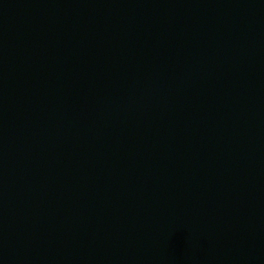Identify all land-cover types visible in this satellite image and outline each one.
Instances as JSON below:
<instances>
[{"label":"water","instance_id":"1","mask_svg":"<svg viewBox=\"0 0 264 264\" xmlns=\"http://www.w3.org/2000/svg\"><path fill=\"white\" fill-rule=\"evenodd\" d=\"M0 264H264V0H0Z\"/></svg>","mask_w":264,"mask_h":264}]
</instances>
